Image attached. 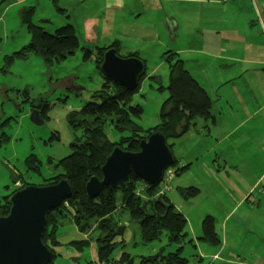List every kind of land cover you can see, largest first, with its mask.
I'll return each instance as SVG.
<instances>
[{"label": "rangeland", "instance_id": "1", "mask_svg": "<svg viewBox=\"0 0 264 264\" xmlns=\"http://www.w3.org/2000/svg\"><path fill=\"white\" fill-rule=\"evenodd\" d=\"M62 7L65 14L58 10ZM125 7L117 17L118 13L94 0H0V128L8 137L0 145L1 201L19 184L39 186L60 172L59 160L81 140L80 129L70 123L71 116L91 102L103 84L97 49L112 44L120 47V57L135 51L144 63L133 96L142 115L132 118L142 130L160 123L167 92L158 87H166L169 80L162 55L170 50L206 91L211 113L221 111L213 131L232 130L242 123V109L235 99L238 94L253 115L235 130L229 143L264 144V108L255 114L264 104V0H160L151 5L142 1L137 10L128 1ZM127 9L134 10V15ZM26 17L49 34L68 22L73 24L79 42L75 53L51 63L36 55L14 57L5 68V59L31 40ZM86 17L96 20L90 28ZM33 110L39 115L44 111L42 124L30 122ZM201 126L198 119L195 128L190 126L170 149L182 164L190 163L187 171L174 176L172 190L165 193L186 219L181 255L188 259L186 264H264V195L257 191L263 184L264 153L253 152L251 163L240 165L236 159L244 154L237 150L236 159L231 158L227 142L214 134L202 136ZM103 131L114 143L129 136L126 131H116L110 120ZM212 148L218 152L220 166L208 153ZM179 167L176 162L174 169ZM190 186L198 190L194 198L179 196L176 188ZM157 192L156 188L154 194ZM118 210L115 233L128 225L122 235L112 238L105 261L97 260V232L81 233L67 221L56 230V244L51 246L56 257L51 264H138L141 257L178 247L165 238L144 244L139 226L129 221L126 211ZM208 216L219 238L217 244L199 239ZM84 241L89 244L77 246Z\"/></svg>", "mask_w": 264, "mask_h": 264}, {"label": "trees", "instance_id": "2", "mask_svg": "<svg viewBox=\"0 0 264 264\" xmlns=\"http://www.w3.org/2000/svg\"><path fill=\"white\" fill-rule=\"evenodd\" d=\"M58 10L61 13L64 12L61 8ZM25 22L31 40L18 52L5 59V68L9 67L14 57L26 59L29 55L40 56L46 63L59 62L74 54L79 46L75 28L70 23L57 28L53 34H49L41 27L30 23L27 17ZM110 48H114L116 54H119V46L116 44L99 47L96 58L98 69L103 53ZM88 53L84 54V59L88 58ZM129 57L138 58V54L130 53L123 56V58ZM162 58L167 64L169 80L166 87L161 85L158 87V90L167 92V97L160 108V123L155 128L144 131L132 123V118H140L142 115V109L133 102L137 88L134 91H126L112 85L103 76L101 90L91 96V102L83 105L77 113L71 116L70 123L73 127L80 129L81 140L77 139L70 146V154L59 160L60 172L39 185H52L65 179L72 189L68 199L46 213V226L42 242L51 252V248L56 244V230L65 222L71 221L81 233L97 232L98 236L95 239L97 241V260L105 261L112 249L111 240L116 235L117 223L114 218L120 207L129 215V221L139 226L144 244L165 238L168 244L178 245L174 251L168 253H163L161 250L154 256L141 257L138 264H186L188 262V259L181 255L182 243L187 235L185 232L186 219L165 195L161 196V201L158 202L154 195L155 189L149 188L132 174H130V181L123 192L103 188L95 199H89L84 190L88 179L93 176L101 177L100 168L114 147L136 152L141 139H146L150 134L159 132L164 136L171 149L169 143L182 137L190 126L195 125L198 119L205 121L212 119L210 98L198 82L183 68L179 56L168 51L162 55ZM153 80L159 81L155 77ZM43 112L39 115L40 118H42ZM108 120L116 131L122 133L126 131L129 136L121 138L117 143L110 142L103 131V126ZM6 140H8L7 135H1L0 145ZM176 162L174 160L173 168ZM187 167L176 169L174 176L182 174ZM16 181L17 179H15ZM25 185L27 183L13 189L12 193ZM179 193L184 199H190L197 195L198 190L189 187L180 190ZM9 196L4 197L3 201L0 200V211L3 215H6L9 210L7 203ZM202 229L200 240L209 244L219 242L210 216L203 220ZM188 243L192 244V240H188ZM76 244L78 247H82L88 245L89 242L84 241Z\"/></svg>", "mask_w": 264, "mask_h": 264}, {"label": "water", "instance_id": "3", "mask_svg": "<svg viewBox=\"0 0 264 264\" xmlns=\"http://www.w3.org/2000/svg\"><path fill=\"white\" fill-rule=\"evenodd\" d=\"M142 60L123 58L114 48L103 53L99 71L112 85L134 91L144 74ZM30 122L43 123L39 112L33 110ZM174 164V158L164 136L159 132L141 139L136 152L114 147L100 168L101 177H91L85 184V194L95 199L103 188L125 191L130 174L143 181L149 188H156L164 171ZM67 180L61 179L47 186L25 185L12 193L7 203L6 215L0 211V264H50L53 253L42 242L46 226V213L57 208L71 196ZM160 202V196L157 197ZM128 224L117 229L122 235Z\"/></svg>", "mask_w": 264, "mask_h": 264}, {"label": "crops", "instance_id": "4", "mask_svg": "<svg viewBox=\"0 0 264 264\" xmlns=\"http://www.w3.org/2000/svg\"><path fill=\"white\" fill-rule=\"evenodd\" d=\"M82 2H85L86 0H81ZM94 1H97L99 4L101 3V5L103 6V8L104 9H106V10H109V11H112L114 14H117V17L118 16H120L121 15V13H123L124 11L123 10H125V6L127 5V2L129 1V2H132L133 3V6H134V8L137 10L138 8H139V6L141 5V2L142 1H145V2H149V4L151 5V4H153V3H156L157 1H160V0H94ZM178 3H180V2H178ZM63 9V11L64 12H62V14H65V8L64 7H62ZM126 11H129V15H134V12H132V11H134V10H132V9H127ZM141 13V12H140ZM256 14L258 15L259 14V11H256ZM139 15V14H138ZM69 19V16H67L66 17V19ZM68 23H70V22H68ZM85 23L87 24V28H90V26H92L93 24H95L96 23V20L94 19V18H92V17H90V18H87L86 17V19H85ZM67 24V23H66ZM71 24V23H70ZM73 25V24H72ZM167 25H168V27H169V29H170V22H168L167 23ZM122 47V46H121ZM119 50H120V47H119ZM170 51V50H169ZM119 52V51H118ZM170 52H173V51H170ZM130 53H137L138 54V52H135V51H133V52H129V53H127V55L128 54H130ZM174 53V52H173ZM164 54V53H163ZM175 54H177V53H175ZM235 99H237V101L239 102V105H240V107H241V109H242V117H243V121H242V123H240L238 126H237V128H234V129H227L226 127H223V128H221V129H219V130H217L216 132H214L213 131V129L216 127V125H215V123L217 122V119H218V115H221V111L219 112V113H211V115H212V119L211 120H208V121H205V120H202V126H201V129L199 130V132H200V134L202 135V136H206V135H210L211 136V134H214L217 138H219V139H221V140H223V141H225V142H227V143H225V148H227V154H229L230 156H231V158H234V159H236V157H235V152H237V150L239 151V152H242V154H244L242 157H240V158H238V159H236V161L241 165H248V164H250L251 163V159H250V156L253 154V152L254 153H257V154H263L264 153V144H262L261 145V147H258V146H255V144H252V143H250L251 145H242V141H239L236 145L234 144V143H229V140H230V138H232V136H233V134H234V132H235V130L236 129H238L239 127H241L244 123H246L248 120H250L251 119V116L253 115V113H250L249 111H248V109H247V107H246V105L244 104V102H243V100L239 97V95L238 94H236V96H235ZM226 105H228V102H226ZM264 108V104L261 106V107H259V108H257L256 109V112H255V114H257L258 112H260L262 109ZM194 126V128H195V126H196V122H195V125H193ZM219 139H218V143H219ZM175 141V140H174ZM174 141H172V142H170L169 144H170V147H171V149H172V146L174 145ZM241 150V151H240ZM208 153H210V156H213V157H215V159L214 160H216V162H218V166H220L219 165V158H218V152H216L215 151V149L214 148H212V150L211 151H208ZM256 155V154H255ZM173 158H174V160H176L177 162H178V164H179V166L180 167H184V166H188L187 167V169L185 170V171H187L188 169H189V167H190V163H186V164H182L180 161H179V159L178 158H175L174 156H173ZM175 170V169H174ZM184 171V172H185ZM174 178V177H173ZM173 180V179H172ZM171 180V181H172ZM171 181H170V183H171ZM170 187H171V185H170ZM191 187V186H190ZM187 188H189V187H186V188H176V191L178 192V194H179V196H181L180 195V190H183V189H187ZM193 188H195V187H193ZM197 189V188H196ZM171 190H172V188H171ZM170 190V191H171ZM169 192V191H168ZM168 192H166V193H168ZM165 195V194H164ZM261 195H264V193H261ZM166 197H167V199L171 202V198L170 197H168L167 195H165ZM183 198V197H182ZM172 203V202H171ZM173 204V203H172ZM173 206H174V204H173ZM175 207V206H174ZM176 209V208H175ZM177 210V209H176ZM178 211V210H177ZM180 212V211H179ZM182 213V212H181ZM183 214V213H182ZM184 215V214H183ZM213 259L214 260H217L218 259V255L217 254H215V255H213Z\"/></svg>", "mask_w": 264, "mask_h": 264}, {"label": "built area", "instance_id": "5", "mask_svg": "<svg viewBox=\"0 0 264 264\" xmlns=\"http://www.w3.org/2000/svg\"><path fill=\"white\" fill-rule=\"evenodd\" d=\"M174 168L171 167H168L163 175H162V179L161 181L159 182L158 186L156 187L158 192L155 193V197H161L163 196L166 192L170 191L171 190V187H170V181L173 179L174 177ZM263 180V184L258 188V192L259 193H264V177L262 178ZM155 188V189H156Z\"/></svg>", "mask_w": 264, "mask_h": 264}, {"label": "flooded vegetation", "instance_id": "6", "mask_svg": "<svg viewBox=\"0 0 264 264\" xmlns=\"http://www.w3.org/2000/svg\"><path fill=\"white\" fill-rule=\"evenodd\" d=\"M34 107H35V106H34ZM35 108H36V107H35ZM2 128H3V127L0 128V136L3 135V134H4V135H7L6 132H2ZM20 185H21V184H19L18 186H20ZM22 185H23V184H22ZM23 187H24V186H23Z\"/></svg>", "mask_w": 264, "mask_h": 264}]
</instances>
